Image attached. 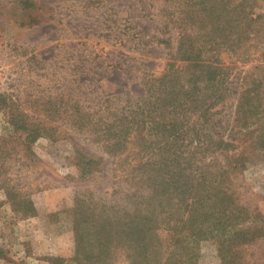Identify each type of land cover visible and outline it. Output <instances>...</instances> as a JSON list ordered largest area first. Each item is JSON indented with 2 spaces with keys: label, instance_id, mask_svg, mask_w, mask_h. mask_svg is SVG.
<instances>
[{
  "label": "rangeland",
  "instance_id": "1",
  "mask_svg": "<svg viewBox=\"0 0 264 264\" xmlns=\"http://www.w3.org/2000/svg\"><path fill=\"white\" fill-rule=\"evenodd\" d=\"M206 1L181 0L179 7L185 14L198 5L208 7ZM177 5L174 0H0V264H79L72 233L74 197L96 188L128 187L117 180L102 184L99 178H80L77 150L102 156L104 167L109 165L90 140L89 122L98 121L107 95L120 93L114 102L121 105L142 89L138 77L144 71L162 72L177 39V32L167 34L165 27H180L174 20ZM250 8L260 17L244 37L255 38L219 56L231 89L220 106L221 126L231 125L241 89L264 74V0ZM207 24L229 28L236 21L227 12ZM181 25L191 27L190 18ZM162 38L172 45L164 48ZM256 125L263 133L264 119L236 129L237 147L229 158L256 136ZM233 181L243 185L240 203L249 233L233 255L237 263L264 264V152L250 153ZM159 236L169 245L168 234L161 230ZM199 248L198 264H220L213 240L201 241ZM110 254L108 260L90 255L82 264H133L122 249ZM160 258L163 262L165 255Z\"/></svg>",
  "mask_w": 264,
  "mask_h": 264
},
{
  "label": "trees",
  "instance_id": "2",
  "mask_svg": "<svg viewBox=\"0 0 264 264\" xmlns=\"http://www.w3.org/2000/svg\"><path fill=\"white\" fill-rule=\"evenodd\" d=\"M174 1V20L180 27H165L167 34L175 30L177 39L162 72L156 76L144 71L138 77L142 89L121 105L114 102L120 93L107 95L98 121L89 122L90 140L109 165L104 167L102 156L77 150L80 178H99L102 184L117 180L128 187L96 188L74 197L72 233L79 264L91 257L108 260L115 249H122L133 264H149L153 258L157 264H198L199 244L208 239L217 244L220 264H242L233 248L245 244L249 233L246 208L240 203L243 185L233 178L242 173L250 153L264 152V132L258 133L256 125L257 134L246 147L234 158L228 152L236 149L240 130L264 119V74L241 89L231 125L221 126L220 106L231 89L219 56L253 40L255 35L244 36L260 15L250 8L256 0H235L234 5L229 0V7L228 0H208V7L198 5L185 14L181 0ZM227 12L237 25L207 24L210 19L219 22ZM186 17L189 28L181 25ZM209 33L214 37L205 38ZM228 34L234 37L224 39ZM158 41L164 48L172 45L170 39ZM161 230L168 234L169 245L159 236ZM89 247L96 252L91 254Z\"/></svg>",
  "mask_w": 264,
  "mask_h": 264
}]
</instances>
